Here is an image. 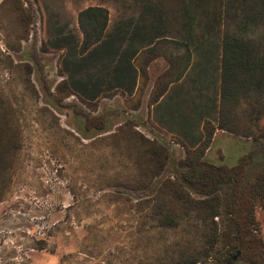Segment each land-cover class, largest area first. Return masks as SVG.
Here are the masks:
<instances>
[{"label":"rangeland","instance_id":"1","mask_svg":"<svg viewBox=\"0 0 264 264\" xmlns=\"http://www.w3.org/2000/svg\"><path fill=\"white\" fill-rule=\"evenodd\" d=\"M20 2L29 14L25 19L21 11L0 10V97L10 101L14 110L13 127H6L0 139L5 145L0 147V264H173L182 254L201 251L209 221L188 217L176 229H156L148 215L145 192L131 188L137 179L143 180L136 167L140 144L133 132L149 141L163 142L175 164L187 155L183 143L189 146L190 139L181 140L179 132H184L179 125L181 116L190 114L188 105L175 107V102L166 100L174 108L176 120L150 106L167 62L158 59L146 66L145 57L135 58L138 80L132 95L104 91L90 100L70 90L62 65L65 55L50 42L61 33L80 34L78 15L88 7L109 11L107 32L119 34L123 46L130 43V32L140 26L145 27V33L159 32L177 39L188 30L184 26L188 5L198 18L196 38L207 37L193 46L190 69L169 91L174 100L191 97L202 106L217 96L219 88L221 26L217 20L221 2ZM208 9L211 14H207ZM212 22L216 32L208 35L205 27ZM26 64L32 68L30 75L25 74ZM92 73L97 76L95 70ZM102 112L109 116L113 129L103 138L84 139L75 129L76 118ZM200 112L216 124L212 111ZM192 133L196 136L199 129L195 127ZM252 145L251 140L217 130L205 159L213 165L233 166L250 153ZM256 169L253 163L249 173ZM162 176L172 181L176 177L169 167ZM176 208L183 206L177 204ZM255 219L257 234L264 240V207H256ZM214 223L219 228L220 218ZM221 245L219 240L215 249ZM225 259L228 264H251L250 255Z\"/></svg>","mask_w":264,"mask_h":264},{"label":"trees","instance_id":"2","mask_svg":"<svg viewBox=\"0 0 264 264\" xmlns=\"http://www.w3.org/2000/svg\"><path fill=\"white\" fill-rule=\"evenodd\" d=\"M208 1L195 0V3ZM219 1V88L217 96L202 106L191 97L174 100L169 91L170 86L182 81L190 69L193 46H199L203 42L200 40L205 41L207 37L196 38L198 18L188 5H185L184 22L188 30L177 39L159 32L145 33V27L140 26L130 32V43L123 46L119 34L107 32L109 11L103 7H88L78 15L80 34L61 33L50 42L65 55L62 65L67 71L66 84L70 90L90 100H95L104 91L121 90L132 95L138 80L135 58L145 57L146 66L158 59L167 62V70L155 84L150 106L161 115L168 114L176 120L172 113L174 108L166 100L175 102V107L188 105L190 114L185 118L181 116L179 125L184 132H179L181 140L190 139L189 146L179 140L185 145L187 155L185 160L175 164L176 159L163 142L149 141L133 132L140 144L136 167L143 180L137 179V184L127 187L145 192V204L150 209L148 215L156 229H176L179 222L188 217L210 222L201 251L182 254L173 264H198L206 257L212 259L204 260L202 264H227L225 258L236 255L237 259L250 255L251 264L264 261V240L257 234L259 227L255 219L256 207H264V128L261 127L264 120V0ZM3 9L21 11L22 19L29 16L22 10L20 0H4L0 4V10ZM211 13L208 9L207 14ZM205 28L210 31L208 35L216 32L213 22L207 23ZM24 69L26 75L32 73L30 65L26 64ZM93 70L97 72L95 77ZM142 70L145 72L146 68L142 67ZM10 103L0 97V139L6 127H13L14 110ZM4 108L6 112H3ZM208 109L214 113L216 124L202 117L200 111ZM4 114L9 118L6 119ZM189 116L190 119H186ZM113 126L103 112L96 116L84 113L75 123V129L86 140L103 138ZM195 127L199 133L194 137L192 130ZM217 130L251 140L253 149L233 166L210 164L205 154ZM253 163L257 169L250 174L249 167ZM168 167L176 175L174 181L162 176ZM1 194L0 188V202ZM177 204L183 208L176 210ZM215 218L221 220L219 228L214 223ZM219 240L222 241L221 248L215 249Z\"/></svg>","mask_w":264,"mask_h":264},{"label":"crops","instance_id":"3","mask_svg":"<svg viewBox=\"0 0 264 264\" xmlns=\"http://www.w3.org/2000/svg\"><path fill=\"white\" fill-rule=\"evenodd\" d=\"M4 0H0V4L3 2ZM109 18H110V15H109ZM172 86L169 88L171 90Z\"/></svg>","mask_w":264,"mask_h":264},{"label":"water","instance_id":"4","mask_svg":"<svg viewBox=\"0 0 264 264\" xmlns=\"http://www.w3.org/2000/svg\"><path fill=\"white\" fill-rule=\"evenodd\" d=\"M237 257H238V255L234 256V257H233V260H236V259H237Z\"/></svg>","mask_w":264,"mask_h":264},{"label":"flooded vegetation","instance_id":"5","mask_svg":"<svg viewBox=\"0 0 264 264\" xmlns=\"http://www.w3.org/2000/svg\"><path fill=\"white\" fill-rule=\"evenodd\" d=\"M227 264H228V261H227Z\"/></svg>","mask_w":264,"mask_h":264}]
</instances>
